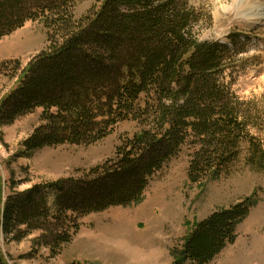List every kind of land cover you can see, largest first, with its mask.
<instances>
[{
	"label": "trees",
	"instance_id": "16d2710c",
	"mask_svg": "<svg viewBox=\"0 0 264 264\" xmlns=\"http://www.w3.org/2000/svg\"><path fill=\"white\" fill-rule=\"evenodd\" d=\"M79 1L0 0V38L43 19L51 42L1 101L0 124L43 109L44 123L24 142L23 154L93 144L122 121L148 127L92 180L46 185L56 194L51 205L38 186L19 203L5 201L0 172V244L17 229H61L59 219L73 223L76 232L75 213L139 202L150 179L184 146L192 148L191 183L217 179L246 141L247 162L264 171V145L251 136L244 103L224 81L231 48L197 36L194 28L202 21L195 8L185 0H102L76 21L71 10ZM257 205L253 194L195 223L175 264H210L236 242L238 227ZM61 234L53 235L60 245L67 241ZM0 264H9L1 247Z\"/></svg>",
	"mask_w": 264,
	"mask_h": 264
},
{
	"label": "rangeland",
	"instance_id": "374dc122",
	"mask_svg": "<svg viewBox=\"0 0 264 264\" xmlns=\"http://www.w3.org/2000/svg\"><path fill=\"white\" fill-rule=\"evenodd\" d=\"M101 1L77 2L71 10L74 19L87 16ZM185 2L200 13L202 22L194 28L200 39L218 41L231 48L224 81L243 101L241 110L249 115L250 134L263 146L264 22L253 27L245 22L258 16L264 18V11L256 5L249 8L245 0ZM48 39L43 19L29 20L0 38V103L19 86L30 62L49 51ZM42 114L43 109L37 108L13 123L0 124V172L5 201L19 203L24 192L38 186L39 195H46L51 205L56 194L46 185L58 180H92L97 168L114 164L119 149L148 127L132 120L122 121L96 143L64 144L23 154L24 142L44 123ZM191 149L184 146L150 179L139 202L86 215L75 213L79 225L76 232L73 223L59 219L61 229L55 231L44 228L19 233L17 229L8 239L4 236L0 247L8 263L175 264L195 223L255 194L258 205L238 227L236 242L210 264H264V171L247 162L251 154L247 141L234 163L217 179L203 184L191 183L188 178ZM24 227L19 229L23 231ZM60 232L61 239L67 240L61 245L60 239L53 236Z\"/></svg>",
	"mask_w": 264,
	"mask_h": 264
},
{
	"label": "bare ground",
	"instance_id": "6f19581e",
	"mask_svg": "<svg viewBox=\"0 0 264 264\" xmlns=\"http://www.w3.org/2000/svg\"><path fill=\"white\" fill-rule=\"evenodd\" d=\"M245 1H247L248 5H249V8H253V6L256 5V8H259L260 10L264 11V0H245ZM246 7H247V5H246ZM256 8H254V9H256ZM262 22H264V18H261V17L258 16V18H249V19H247L245 24L248 25L249 27H253V26H256L258 24H261Z\"/></svg>",
	"mask_w": 264,
	"mask_h": 264
}]
</instances>
